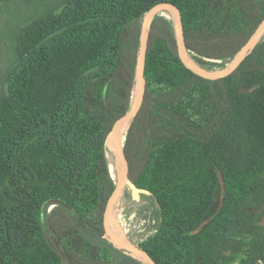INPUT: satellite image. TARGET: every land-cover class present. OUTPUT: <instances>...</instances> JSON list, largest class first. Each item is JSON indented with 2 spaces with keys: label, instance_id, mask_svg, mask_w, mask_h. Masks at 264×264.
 <instances>
[{
  "label": "trees",
  "instance_id": "1",
  "mask_svg": "<svg viewBox=\"0 0 264 264\" xmlns=\"http://www.w3.org/2000/svg\"><path fill=\"white\" fill-rule=\"evenodd\" d=\"M164 1L182 9L203 68L225 67L264 19V0H0V41H12L0 85V264H64L53 238L68 264H144L104 236L102 208L143 18ZM175 31L155 17L149 87L127 134L131 179L157 203L123 194L150 232L139 244L158 264H264V38L238 71L206 81L183 66Z\"/></svg>",
  "mask_w": 264,
  "mask_h": 264
},
{
  "label": "water",
  "instance_id": "2",
  "mask_svg": "<svg viewBox=\"0 0 264 264\" xmlns=\"http://www.w3.org/2000/svg\"><path fill=\"white\" fill-rule=\"evenodd\" d=\"M170 12L175 15V39L177 45L178 55L183 66L196 78L206 81H215L225 78L240 69L243 65L246 57L250 54L251 50L264 38V19L250 36L248 41L242 46L236 56L223 68L216 71H208L200 68L199 66H193L194 60L191 58L187 47L184 29V13L182 9L175 3L170 1L159 2L151 7L144 15L141 34H140V49L137 57V78L138 88L132 93L129 100L121 106L118 110L115 121L113 124V134L115 136V151L116 157L118 156L117 148L120 150L121 155V168L119 171L116 186L110 195L109 199L105 202L102 208V226L104 236L113 243L116 247L124 249L130 253L133 257L139 259L144 264H158L149 252L142 247L141 244L133 241L125 240L115 234L110 225L109 214L111 208L117 203V201L123 196L127 187L131 189L132 195L135 200H139L142 194H151L147 189L138 187L131 179V156L127 139L128 128H125L128 117L132 112L134 114L136 108L145 99L148 91V81L145 77V65L148 52V42L150 32L152 29L153 21L159 13ZM130 124V121H129ZM54 243L61 255L64 264L67 263V258L64 249L58 239L53 238Z\"/></svg>",
  "mask_w": 264,
  "mask_h": 264
},
{
  "label": "rangeland",
  "instance_id": "3",
  "mask_svg": "<svg viewBox=\"0 0 264 264\" xmlns=\"http://www.w3.org/2000/svg\"><path fill=\"white\" fill-rule=\"evenodd\" d=\"M163 14L168 16L169 18L172 17L171 19H174V20L176 19L175 15L170 12L165 11L163 12ZM2 26L3 25L0 22V28ZM11 58H12V41L9 40L8 38L7 39L3 38L0 41V85L2 82V74L4 70L8 67V65L10 64ZM217 62H220V61H217ZM194 63L197 66H199L195 61ZM200 68L204 70H208V71H216L223 67L215 66L213 68H203V67H200ZM138 85H139V82H137L135 90L138 88ZM112 165L113 164L110 165L112 176L115 179H118L121 164H120V168H118L115 164L116 166L115 173L113 172ZM140 204L141 206L151 204L155 208H157L156 201L147 194H142L141 199H140ZM134 207L136 210H131L129 207H127L124 197L122 196L117 201V203L111 208V211L109 214L110 225L112 223L111 228L112 226H114L115 228L120 230L121 238L125 240H129V241H133L135 243H141L150 234V232L146 228L144 218H142L138 213L137 209L140 210V206L138 204L137 205L134 204Z\"/></svg>",
  "mask_w": 264,
  "mask_h": 264
},
{
  "label": "bare ground",
  "instance_id": "4",
  "mask_svg": "<svg viewBox=\"0 0 264 264\" xmlns=\"http://www.w3.org/2000/svg\"><path fill=\"white\" fill-rule=\"evenodd\" d=\"M172 18V17H171ZM195 59V58H194ZM193 66L197 67L195 63H193ZM133 116V113L131 112L129 117H128V121H127V124L125 125V128H128L129 126V121L131 119V117ZM117 152H118V156H117V161H116V166L118 168H120V164H121V155H120V150L117 148ZM116 166L115 165H112V169H113V172L115 173V170H116ZM112 225V223H111ZM113 228V231L115 232V234H117L119 237H121V232L119 229L115 228L114 226H112ZM152 233V232H151ZM143 240V239H142Z\"/></svg>",
  "mask_w": 264,
  "mask_h": 264
}]
</instances>
